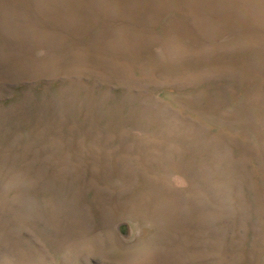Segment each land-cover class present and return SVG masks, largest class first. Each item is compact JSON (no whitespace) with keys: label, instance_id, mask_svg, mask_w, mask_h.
<instances>
[{"label":"rangeland","instance_id":"1","mask_svg":"<svg viewBox=\"0 0 264 264\" xmlns=\"http://www.w3.org/2000/svg\"><path fill=\"white\" fill-rule=\"evenodd\" d=\"M0 264H264V0H0Z\"/></svg>","mask_w":264,"mask_h":264},{"label":"water","instance_id":"2","mask_svg":"<svg viewBox=\"0 0 264 264\" xmlns=\"http://www.w3.org/2000/svg\"><path fill=\"white\" fill-rule=\"evenodd\" d=\"M117 231L123 238H128L130 236V226L126 221H121L117 224Z\"/></svg>","mask_w":264,"mask_h":264},{"label":"bare ground","instance_id":"3","mask_svg":"<svg viewBox=\"0 0 264 264\" xmlns=\"http://www.w3.org/2000/svg\"><path fill=\"white\" fill-rule=\"evenodd\" d=\"M251 116H252V115H251ZM257 119H259V118H257ZM256 121H257V120H256ZM259 121H260V120H259ZM259 121H258V122H259Z\"/></svg>","mask_w":264,"mask_h":264}]
</instances>
